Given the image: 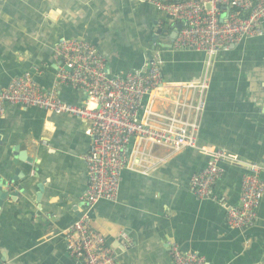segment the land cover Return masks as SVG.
<instances>
[{"label":"crops","instance_id":"0c3cea01","mask_svg":"<svg viewBox=\"0 0 264 264\" xmlns=\"http://www.w3.org/2000/svg\"><path fill=\"white\" fill-rule=\"evenodd\" d=\"M176 27L139 0H0V87L30 72L64 102L84 104L81 89L58 81L54 47L62 38L94 44L111 76L145 68L158 50L166 80H197L205 55L174 48ZM85 130L72 115L6 105L0 181L17 177L10 189L20 185L23 193L0 206V264H82L69 255L66 230L80 218V196L89 184ZM199 145L224 149L245 163L222 164L213 190L223 201L200 199L190 189L207 155L194 148L170 154L156 145L149 160L124 169L118 199L94 207L92 223L120 264H175L171 243L199 253L206 264H264V196L254 225L233 228L227 222L249 164L261 167L264 181V36L215 56ZM132 147L134 140L130 154Z\"/></svg>","mask_w":264,"mask_h":264},{"label":"built area","instance_id":"2783aa9c","mask_svg":"<svg viewBox=\"0 0 264 264\" xmlns=\"http://www.w3.org/2000/svg\"><path fill=\"white\" fill-rule=\"evenodd\" d=\"M139 1L162 11L175 25L182 24L174 48L204 53L199 79L166 80L158 50L145 68L111 76L94 44L82 38H62L54 47L57 78L81 89L86 95L84 104L64 102L56 90L42 87L30 72L0 87V116L9 104L72 115L86 124L89 184L80 196L81 216L66 230L69 255L82 264H120L115 250L93 225L91 214L98 202L118 199L124 169L149 160L152 146H163L170 154L194 148L208 156L206 167L190 179V189L200 199L224 200L213 190L223 175V163L245 166L234 153L200 146L199 136L214 58L243 39L264 36V0ZM247 169L240 202L227 209V222L233 228L254 225L264 196L261 167L249 164ZM168 248L175 264H206L202 255L185 251L177 243Z\"/></svg>","mask_w":264,"mask_h":264},{"label":"water","instance_id":"95a60500","mask_svg":"<svg viewBox=\"0 0 264 264\" xmlns=\"http://www.w3.org/2000/svg\"><path fill=\"white\" fill-rule=\"evenodd\" d=\"M182 26L181 23H179L176 27V29L173 32L174 39L176 38L178 29ZM162 31L158 30L157 34H160ZM29 161V159H28ZM17 181V177H14L10 179L9 183H2L0 181V206H2L3 202L10 197L12 200H17L21 194L23 193V187L19 185V191H16L14 189H10V186ZM22 190V191H21Z\"/></svg>","mask_w":264,"mask_h":264}]
</instances>
